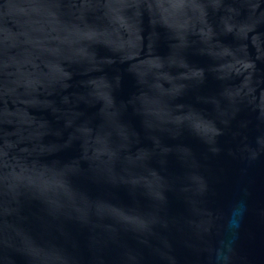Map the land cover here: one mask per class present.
Returning <instances> with one entry per match:
<instances>
[{
	"label": "water",
	"instance_id": "obj_1",
	"mask_svg": "<svg viewBox=\"0 0 264 264\" xmlns=\"http://www.w3.org/2000/svg\"><path fill=\"white\" fill-rule=\"evenodd\" d=\"M0 264H264V0H0Z\"/></svg>",
	"mask_w": 264,
	"mask_h": 264
}]
</instances>
